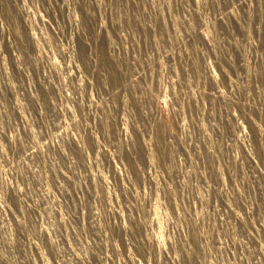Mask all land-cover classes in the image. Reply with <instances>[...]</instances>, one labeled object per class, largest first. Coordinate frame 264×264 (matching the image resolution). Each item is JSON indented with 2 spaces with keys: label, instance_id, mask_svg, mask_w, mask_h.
I'll use <instances>...</instances> for the list:
<instances>
[{
  "label": "rangeland",
  "instance_id": "rangeland-1",
  "mask_svg": "<svg viewBox=\"0 0 264 264\" xmlns=\"http://www.w3.org/2000/svg\"><path fill=\"white\" fill-rule=\"evenodd\" d=\"M0 264H264V0H0Z\"/></svg>",
  "mask_w": 264,
  "mask_h": 264
},
{
  "label": "built area",
  "instance_id": "built-area-1",
  "mask_svg": "<svg viewBox=\"0 0 264 264\" xmlns=\"http://www.w3.org/2000/svg\"><path fill=\"white\" fill-rule=\"evenodd\" d=\"M167 66H168V67H167V71L171 70V68H172V63H168Z\"/></svg>",
  "mask_w": 264,
  "mask_h": 264
}]
</instances>
